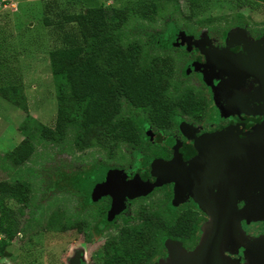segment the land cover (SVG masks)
Returning <instances> with one entry per match:
<instances>
[{"label":"rangeland","instance_id":"obj_1","mask_svg":"<svg viewBox=\"0 0 264 264\" xmlns=\"http://www.w3.org/2000/svg\"><path fill=\"white\" fill-rule=\"evenodd\" d=\"M173 2L0 0V182L21 183L18 194L0 193V225L6 229L0 230V240L5 244L0 250V264H67L68 258L80 253L87 264H112L111 250L103 256L97 246L109 221L101 217L92 223L96 232L92 242L75 232L71 213H81L86 204L93 202L92 192L97 188L107 191L114 173L137 165L148 150L155 109L166 110L149 102L134 112L121 100L115 116L135 119L140 135L136 143L121 142L106 131L107 125L94 126L89 135L82 137V130L69 120H79L81 113L73 111L72 116L64 75L55 76L49 64L50 50L65 46L67 39H79L86 30L80 23L63 21L64 13L99 5L107 8L110 30L117 28V45L128 49L135 44L136 55L131 63L134 70L152 74L159 85L157 99H187L193 105L187 115L176 116L175 127L181 134L245 109L249 86L241 80L228 82L222 74L205 75L192 62V52L182 59L171 50L174 44L177 50L182 49L181 40L189 37L196 42L205 39L210 45L220 44L224 49H228L233 34L249 40L251 32H256L252 25L262 23L264 27V21L259 23L264 19V0H176V9ZM98 63L108 69L114 64L102 57ZM59 96L60 105L64 104L71 116L65 117L69 122L48 140H40L26 113L52 127ZM25 122V132L31 137L23 131ZM227 129L234 133L232 128ZM142 160L147 162L144 157ZM230 161L226 157L210 160L221 168L219 179L238 183L246 168L231 174ZM88 178L90 189L86 190L81 182ZM253 206L264 212L263 203L254 202ZM33 211L37 221L30 219ZM84 216L83 212L78 218L90 224ZM194 255L185 254L180 263L190 261Z\"/></svg>","mask_w":264,"mask_h":264},{"label":"flooded vegetation","instance_id":"obj_2","mask_svg":"<svg viewBox=\"0 0 264 264\" xmlns=\"http://www.w3.org/2000/svg\"><path fill=\"white\" fill-rule=\"evenodd\" d=\"M238 15L242 16L241 13ZM263 21L262 18L259 23ZM252 26L256 32H251L249 40L241 34H233L228 49L220 44L210 45L205 39L196 42L189 37L181 40L182 49L177 50L174 44L171 50L182 59L192 52V62L198 64L205 75L222 74L228 82L241 80L246 87L249 86L243 104L245 109L228 115L226 119L199 126L196 131L181 134L175 127L176 116L187 115L193 105H161L160 108L171 111L168 113L170 118L159 125L153 121L155 127L151 130L148 150L142 153L147 162L139 157L135 167L127 166L114 173L107 191L103 187L97 188L92 192L93 202L86 204L81 213H71L75 232L92 242L96 233L92 223L101 217L109 221L107 231L102 232L97 246L103 250V256L111 250L112 264H177L185 254L197 253L214 225L221 227V223L227 221L228 224L221 229L219 244L223 260L227 264L250 263L252 245L264 238V212L253 206L254 202L263 203L262 187H243L232 193L231 184L219 179L217 172L221 168L210 162L213 158L225 157L224 152L200 153L196 141L203 134L227 128H232L238 138H243L264 119V96L259 93L261 84L255 73L231 79L219 69L217 62L221 57L214 61L213 68L204 65L206 50H226L243 56L255 51L261 53L264 49V27L262 23ZM196 158L198 160L194 162ZM229 171L232 172L231 169ZM89 182V178L83 180L82 188L90 189L87 188ZM83 212L85 220H91L90 224L78 218ZM75 258L78 264H87L83 254H75L72 259ZM72 259L68 258L67 264ZM88 264L95 263L91 261Z\"/></svg>","mask_w":264,"mask_h":264},{"label":"trees","instance_id":"obj_3","mask_svg":"<svg viewBox=\"0 0 264 264\" xmlns=\"http://www.w3.org/2000/svg\"><path fill=\"white\" fill-rule=\"evenodd\" d=\"M173 1V9L178 8L176 0ZM62 16L63 21L80 23L86 28L81 32L82 36L79 39L78 37L67 39L65 46L54 48L48 53L52 73L55 76L64 75L72 116L74 112L81 113L79 120H69L77 129L82 130V137L89 135L94 126L107 125L106 131L121 142L136 143L140 135L135 119L128 115L115 116L117 104L121 100L126 101L134 112L149 105V102L154 105H186L189 103L187 99H157L159 85L153 79L152 74L148 71L134 70L131 63V59L136 55L135 44L128 49L117 45L119 37L116 32L117 28L110 30L107 18L109 13L106 7L102 5L86 7L78 13H64ZM170 16L171 13L168 18ZM136 42L138 43L137 39ZM100 57L107 62H113V66L110 69L102 67L98 63ZM58 100L55 122L52 127L35 121L26 113V120H32L31 123L36 128L40 140H48L49 136L62 130L65 122H69L65 121V117L68 119L71 116L67 115L64 104L60 105V96ZM23 109L25 110L26 107ZM165 111L167 110L155 109L152 118L158 125L170 118ZM168 113L171 111L168 110ZM26 123L22 126L23 131L27 137H31V134L25 132ZM20 192L21 183L19 181L0 182V193L18 194ZM34 214L35 211L30 219L37 221L38 217ZM0 230L6 231L1 225ZM4 245V242L0 240V250L4 248Z\"/></svg>","mask_w":264,"mask_h":264},{"label":"water","instance_id":"obj_4","mask_svg":"<svg viewBox=\"0 0 264 264\" xmlns=\"http://www.w3.org/2000/svg\"><path fill=\"white\" fill-rule=\"evenodd\" d=\"M207 61L205 67H215L214 61L221 57L217 62L219 69L231 79L241 77L246 73H255L259 84V93L264 96V49L261 53L256 51L248 56L232 54L229 51L211 50L205 51ZM222 53V54H221ZM262 87V88H261ZM198 152H224L227 159H231L229 168L231 174L246 168L244 178L238 183H232L229 188L234 193L243 187H262L264 205V121L254 126L243 138H238L236 133H231L228 129L214 133L201 135L196 141ZM208 160L209 158H201ZM199 159V160H201ZM198 159H194V162ZM157 166V165H156ZM155 167V166H154ZM159 168V166H157ZM252 209H255L253 207ZM233 210L231 209V214ZM228 222V221H227ZM226 222V223H227ZM226 223H221V227L214 225L208 239L204 242L197 253L186 263L177 264H227L220 253L219 244L222 237V227ZM228 224V223H227ZM226 224V225H227ZM225 225V226H226ZM255 242L251 249V261L249 264H264V238ZM70 264H78V259L71 260Z\"/></svg>","mask_w":264,"mask_h":264}]
</instances>
